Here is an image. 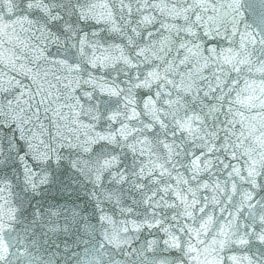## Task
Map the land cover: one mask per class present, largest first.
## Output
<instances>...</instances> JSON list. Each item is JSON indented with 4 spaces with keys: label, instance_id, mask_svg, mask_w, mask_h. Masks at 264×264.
Segmentation results:
<instances>
[{
    "label": "snow or ice",
    "instance_id": "6c2138e0",
    "mask_svg": "<svg viewBox=\"0 0 264 264\" xmlns=\"http://www.w3.org/2000/svg\"><path fill=\"white\" fill-rule=\"evenodd\" d=\"M0 264H264V0H0Z\"/></svg>",
    "mask_w": 264,
    "mask_h": 264
}]
</instances>
